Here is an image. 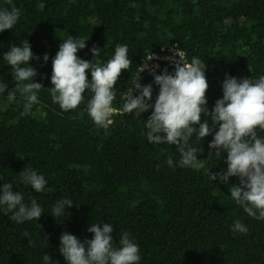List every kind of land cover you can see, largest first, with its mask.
Here are the masks:
<instances>
[{"label":"trees","instance_id":"16d2710c","mask_svg":"<svg viewBox=\"0 0 264 264\" xmlns=\"http://www.w3.org/2000/svg\"><path fill=\"white\" fill-rule=\"evenodd\" d=\"M0 7L21 10L14 28L0 33V82L9 91L15 87L3 55L12 43L27 40L40 57L30 63L44 87L29 115H21L19 94L11 100L7 91L0 95V184L14 182V193L22 191L25 202L32 194L44 210L38 222L20 224L0 211V264H43L46 253L53 264H65L60 235L91 239L87 229L99 222L113 224L115 243L119 232L130 233L141 264H264V220L249 217L231 200L237 177L225 185L213 181L211 175L226 164L211 154L212 136L195 142L202 152L199 169L171 167L168 157L179 159L175 146L147 142L143 122L151 110L135 118L120 107L136 67L162 49L203 61L209 110L222 98L226 74L264 75V0H0ZM69 35L88 39L78 56L89 62L95 59L93 46L102 62L118 44L128 46L132 72L123 71L116 85L117 110L107 132L82 111L83 104L64 112L52 103L51 58ZM140 76L142 84L153 85L154 102L159 89L153 77L148 70ZM28 170L45 177V192L22 183L20 173ZM64 197L74 206L56 220L51 207ZM236 220L247 226V234L231 231Z\"/></svg>","mask_w":264,"mask_h":264},{"label":"clouds","instance_id":"9594fccd","mask_svg":"<svg viewBox=\"0 0 264 264\" xmlns=\"http://www.w3.org/2000/svg\"><path fill=\"white\" fill-rule=\"evenodd\" d=\"M20 16L19 8L0 7V33L12 30ZM87 40L73 35L61 40L58 51L51 58L52 87L48 89L52 103L62 111L77 110L83 104L82 111L98 128L107 132L117 110L114 102L120 91L116 85L123 71H131L133 61L128 46L119 44L106 62L98 58L100 49L95 46L90 49L95 59L91 62L82 59L78 52L86 48ZM33 59L39 61L40 57L34 56L27 40L12 43L3 55L2 61L11 66L15 87L9 91V85L0 82V95L7 91L11 100L19 94L24 101L21 115H29L33 106L40 103L39 93L44 88L35 81L38 73L30 63ZM42 59L47 64L49 55L45 54ZM153 59V55L145 57V62L136 67L128 90L121 96L122 111L140 118L151 110L147 121L143 122L147 142L175 146L179 159L174 161L169 156L166 163L171 167L199 169L201 159L198 156L202 152L194 146L195 142H203L211 135L208 145L211 154L226 164V170L211 175L213 181L219 180L225 185L229 184V178L237 177L239 185L233 184L229 189L231 200L249 217L264 220V75L238 79L226 74L221 84L222 98L209 110L206 65L200 58L193 56L186 61L183 53L176 49L172 58L174 71L170 73L165 68L161 74L149 65ZM145 70L159 89L154 102L153 85L140 82V73ZM20 174L22 183L36 193L47 190L45 177L37 171ZM13 184H0V211L11 213L9 219L17 224L38 222L44 210L36 197L31 194L25 202L22 191H12ZM73 206V201L67 197L58 199L50 215L55 219L63 217ZM87 231L92 238L83 241L67 231L60 235L59 252L65 264H141L139 246L130 233L119 232V242L115 243L112 223H91ZM231 231L247 234L248 228L236 220ZM24 235L28 237V233ZM28 243H32L31 239ZM42 261L53 264L47 253Z\"/></svg>","mask_w":264,"mask_h":264},{"label":"built area","instance_id":"2783aa9c","mask_svg":"<svg viewBox=\"0 0 264 264\" xmlns=\"http://www.w3.org/2000/svg\"><path fill=\"white\" fill-rule=\"evenodd\" d=\"M175 50H176V48L162 49V51L160 53H155V54L148 55V56L153 55L155 57V59H153L152 61L148 62L149 65L152 68H155L156 71L161 70L163 67H165V68H174L175 65H174V61H173L172 58L174 56ZM179 51H181V50H179ZM183 56H184V53H183ZM175 59L178 60L179 58L176 57ZM184 59H185V56H184ZM144 62H145V59L143 60L142 64ZM157 65H158V67H157Z\"/></svg>","mask_w":264,"mask_h":264}]
</instances>
